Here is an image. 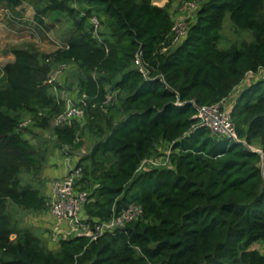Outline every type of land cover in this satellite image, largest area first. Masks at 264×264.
Masks as SVG:
<instances>
[{"label":"trees","instance_id":"trees-1","mask_svg":"<svg viewBox=\"0 0 264 264\" xmlns=\"http://www.w3.org/2000/svg\"><path fill=\"white\" fill-rule=\"evenodd\" d=\"M31 1L39 24L49 18L70 27L63 46L51 53L12 48L14 61L2 68L0 264H264V0H205L177 44L171 10L190 0L166 7L152 0ZM226 15L235 31L251 32L254 40L220 49ZM66 65L79 75L75 96L65 98L86 95L85 116L51 126L66 100L50 76ZM257 74L227 111L244 143L195 128L199 107L228 100ZM50 127L67 149L80 148L85 131L98 139L77 162L78 186L89 193L83 218L100 224L131 204L141 206L143 217L96 240L50 244L17 227L9 203L48 210V199L23 184L21 174L38 173L45 159L26 135ZM162 143L168 164L141 170Z\"/></svg>","mask_w":264,"mask_h":264},{"label":"rangeland","instance_id":"rangeland-1","mask_svg":"<svg viewBox=\"0 0 264 264\" xmlns=\"http://www.w3.org/2000/svg\"><path fill=\"white\" fill-rule=\"evenodd\" d=\"M153 5L159 7H166L169 3V0H152ZM177 7L172 8V12L177 16V18H186V21H192L195 16L196 11L187 12L179 14L176 10ZM35 8L33 7L30 0H25L24 4L21 7L15 9L14 11L5 12V10L0 9V54L7 52L9 53L12 48L27 47L31 50H34L39 53H49L57 48L63 46L68 37V27L70 25L66 24L64 20L54 22L51 24L49 18L44 19V25H41L36 20ZM260 14L264 18V3L261 9ZM189 15V16H188ZM175 16V17H176ZM189 17V19H187ZM220 41L219 48L225 49L231 47L232 45H240L242 42H252L254 36L251 32L248 31H235L230 18L226 15L225 20L220 31ZM5 58L7 56H1ZM2 60V61H3ZM74 65H66L63 67H58L54 70L53 81L61 86L60 91L68 90L72 91L71 86L76 82L77 76L79 73L76 71ZM264 72L262 70L260 75ZM249 76L245 82L237 89L234 96H238L239 92L244 89L249 81H254L256 77ZM65 79V81H64ZM70 88V89H68ZM74 92V90L72 91ZM58 96L59 90L57 91ZM72 96V95H71ZM233 96V99L235 97ZM231 101H227L225 104V109L228 111L230 109ZM53 126V124L51 125ZM28 134L32 139H35L33 144L35 148L42 151L44 148H47L49 151L54 150L55 148L60 149L61 155L58 159V165L63 166L65 158L70 160L81 161L82 158L87 156L91 150L94 148L98 139L95 135L89 131H85L81 134V140L83 142L82 146L78 149H67L66 147H61L56 141L53 127L48 129H33ZM169 152V146L167 144H158L156 151H154L151 156L147 158L141 170L146 168H157L162 167L168 164L167 153ZM42 171L39 173H22L21 180L23 184H29L31 186L36 183L39 185L45 184V180H42ZM8 210L12 216L13 221L16 223L17 227H29L33 231L38 230L36 226L39 225L38 222L44 219V214H40L41 218L38 216L39 213L28 212L19 208L18 206L9 203ZM42 234V230L38 231ZM38 232H35L36 235H39ZM44 232V230H43ZM12 239L14 236L11 237ZM45 241V240H44ZM46 243V241H45ZM254 248L261 250L258 245H255Z\"/></svg>","mask_w":264,"mask_h":264},{"label":"built area","instance_id":"built-area-1","mask_svg":"<svg viewBox=\"0 0 264 264\" xmlns=\"http://www.w3.org/2000/svg\"><path fill=\"white\" fill-rule=\"evenodd\" d=\"M204 1L190 0L182 2L181 6L178 7V12L179 14L194 12ZM91 22L94 28L97 29V19L92 18ZM189 24L190 21H186V18L174 19L172 26L173 44H177L184 37ZM135 66L139 67L141 72L144 71L141 66L140 57L138 56L135 60ZM54 73L50 76L51 81H53ZM110 99L111 97L107 96L103 104H107ZM65 100L64 110L53 120L54 126L69 125L73 120H82L85 116L86 95H82L77 102L71 98H65ZM225 104V101H221L210 106L199 107L197 112L198 123L195 125V128H207L214 135L240 142L241 140L238 139L230 116L225 109ZM29 122L30 119L23 121L20 127L27 126ZM65 170L63 177L54 181L51 186L52 191L48 203V214L53 218L50 231V240L52 242L77 236L96 240L105 232H113L143 217L141 206L131 204L113 214L108 221L91 225L82 217L83 209L88 202L89 196L87 191L81 190L78 186V182L82 177V168L77 163L72 164L71 160L66 158Z\"/></svg>","mask_w":264,"mask_h":264},{"label":"crops","instance_id":"crops-1","mask_svg":"<svg viewBox=\"0 0 264 264\" xmlns=\"http://www.w3.org/2000/svg\"><path fill=\"white\" fill-rule=\"evenodd\" d=\"M31 3H33V2L31 1ZM22 4H24V2ZM22 4L20 6H18V7H16L15 9L21 7ZM0 9L5 10V12H7V13L10 12V11H14L15 10V9L7 8L6 6H3V5H0ZM49 53H51V52H49ZM3 55H5L7 57L5 58V60H3L4 58L0 57V78L2 76V68L7 63H10V62L14 61V56L11 53V51L9 53L4 52V53H2L1 56H3ZM64 81H65V79H64ZM68 89H70V88H68ZM59 94H60V96L62 98H65V97H68V96L70 97V94L73 97L75 96V92H72V91L70 92L68 90H64V91H60L59 90ZM233 96H234V94L228 100L231 101V99H233ZM228 100H226L225 103ZM26 138L30 140L32 145L35 143V139H32L29 134L26 135ZM36 150H37V148H36ZM42 151L45 154V159L43 161V164H42V167H41L40 171H42V176L41 177H42L43 181L45 180V184L39 185V184L36 183L35 185H33V188L38 189L40 191V193L42 195H44L48 199V203H49V199H50V195H51V191H52V187H51L52 183L54 181L62 178L64 173H65V171H66L65 170V168H66V158H65V162H64L63 166H59L58 165V159H59V156L61 155L60 149L55 148L54 150L49 151L47 148H44ZM71 162H72V164L77 163V161L75 159L71 160ZM45 215L46 216H44L43 220H42V216L40 214L38 215L41 218L40 220H42V221L38 222L39 225L36 226V228H38V230H34V232H38L39 230H42V234L38 232L39 233L38 236L42 237L46 241L47 244H50V241H51L50 240V231H51V227H52V223H53V218L48 214V210L45 213ZM43 230H44V232H43Z\"/></svg>","mask_w":264,"mask_h":264},{"label":"water","instance_id":"water-1","mask_svg":"<svg viewBox=\"0 0 264 264\" xmlns=\"http://www.w3.org/2000/svg\"><path fill=\"white\" fill-rule=\"evenodd\" d=\"M239 143H244V142H241V141H240ZM258 152H259V153H262L261 151H258Z\"/></svg>","mask_w":264,"mask_h":264}]
</instances>
